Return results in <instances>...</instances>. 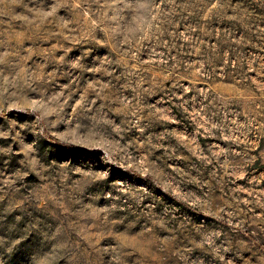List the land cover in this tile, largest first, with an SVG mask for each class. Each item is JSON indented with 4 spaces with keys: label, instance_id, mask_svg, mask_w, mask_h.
<instances>
[{
    "label": "rangeland",
    "instance_id": "obj_1",
    "mask_svg": "<svg viewBox=\"0 0 264 264\" xmlns=\"http://www.w3.org/2000/svg\"><path fill=\"white\" fill-rule=\"evenodd\" d=\"M0 264H264V0H0Z\"/></svg>",
    "mask_w": 264,
    "mask_h": 264
}]
</instances>
